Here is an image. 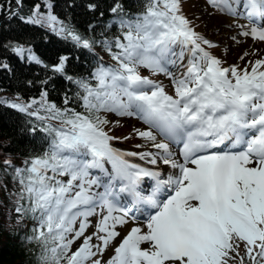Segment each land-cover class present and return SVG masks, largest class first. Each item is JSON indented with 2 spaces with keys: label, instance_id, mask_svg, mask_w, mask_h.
<instances>
[{
  "label": "snow or ice",
  "instance_id": "obj_1",
  "mask_svg": "<svg viewBox=\"0 0 264 264\" xmlns=\"http://www.w3.org/2000/svg\"><path fill=\"white\" fill-rule=\"evenodd\" d=\"M15 3L19 6L22 0ZM207 3L231 17L240 35L264 42V0ZM44 6L45 13L36 4L30 16L13 12L9 19L47 25L89 52L99 44L115 64L105 65L98 59L86 77L76 79L65 75L68 57L61 56L53 67V72L79 90L76 96L83 112L47 103L46 92L41 93V101L4 105L29 117L61 122L60 126L29 125L33 138L37 132L43 134L42 150L15 169L14 178L20 184L15 211L21 218L30 213L36 222L27 239L40 246L41 264H229L237 257L244 264L245 257L238 251L241 244L250 264H262L264 57L243 68L223 66L220 58L202 46L211 42L192 29L182 14L181 0H139L137 11H126L123 0H113L108 11L119 30L114 39L84 38L58 20L47 0ZM86 8L94 16L97 12L104 16L98 0H89ZM241 16L248 25L238 23ZM101 35L106 37V33ZM11 51L22 60L27 52L29 63H42L22 45H13ZM8 67L0 64V68ZM140 67L168 77L174 95L141 76ZM173 69L183 71L177 74ZM64 103H69L67 97ZM36 104L49 117L31 111ZM101 112L135 116L148 125V130H136V135L150 143L152 150L115 148L111 144L114 137L103 129L108 121L98 115ZM157 134L162 137L160 142ZM229 143V150H221ZM174 147L183 162L176 158ZM127 157H138L150 165L162 162L179 174L161 179L160 171ZM145 179L154 182L147 195L141 188ZM166 188L171 193L160 199ZM23 200L27 206L20 203ZM97 214L95 231L86 234L89 218ZM140 216L146 217L147 231L133 226L113 247L120 236L118 226H127ZM77 220L78 228L74 227ZM145 242L148 248L141 247Z\"/></svg>",
  "mask_w": 264,
  "mask_h": 264
},
{
  "label": "trees",
  "instance_id": "obj_2",
  "mask_svg": "<svg viewBox=\"0 0 264 264\" xmlns=\"http://www.w3.org/2000/svg\"><path fill=\"white\" fill-rule=\"evenodd\" d=\"M47 2L51 4V11L59 21L85 38L114 39L119 35V30L106 22L109 16L106 15L107 10L102 8L107 4L111 6L113 0H98L100 11L104 12L103 17H100L99 12L94 16L87 10L89 0ZM138 2L139 0H128L126 3L123 0L125 10L137 11ZM36 4H40L43 11L48 10L44 6L45 0H22L19 6L14 0H0V64L7 63L9 66L7 69L0 68V92L20 97L22 101L19 103H30L33 99L41 101V93L46 92L47 103L55 104L57 108L68 107L83 112L81 102L76 96L79 90L52 69L63 55L68 57L65 65L66 76L73 79L86 77L93 68L87 50L78 48L70 39L58 37L45 25L24 23L18 17L9 19L10 15L6 16L17 6L12 12L27 17ZM102 33H106V37ZM16 44L29 47L42 63L37 65L35 62L29 63L26 58H18L11 51V47ZM65 97L69 100L67 105L64 103ZM7 103V98H0V264H41L40 246L27 239L33 235L35 227V224L29 222L33 220L31 214L21 218L15 211L20 190L19 180L14 178L15 169L23 167L25 160L42 150L43 134L37 132L33 138L28 131L29 125L52 123L60 126L61 122L51 118L41 120L29 117L4 106ZM30 110L38 111L40 117H49V113L39 104ZM5 160L10 161V164L5 165ZM20 203L27 206V200Z\"/></svg>",
  "mask_w": 264,
  "mask_h": 264
},
{
  "label": "rangeland",
  "instance_id": "obj_3",
  "mask_svg": "<svg viewBox=\"0 0 264 264\" xmlns=\"http://www.w3.org/2000/svg\"><path fill=\"white\" fill-rule=\"evenodd\" d=\"M186 4H185V8L188 12L189 15H191L194 19H195V24L199 26V28H203L201 29L203 31L204 34H206L207 36L210 37L211 40L217 42L219 45H221L222 47L220 48V51H223V59L225 61H227L226 59L228 58V53H227V49L225 47V45L223 43H221L220 38H216L214 37V32H217L218 29L215 30H210L207 31L206 27H207V20L211 17V16H217V15H221L219 14L220 12H218L216 9H214L213 11H211V6H209V4L207 3V0H183ZM222 16V15H221ZM255 55L252 54V56ZM138 71V70H137ZM141 73L142 76H144L145 72H139ZM159 80L161 79V81L166 82V77L165 76H161L160 74L157 77ZM169 80V79H168ZM103 115V114H102ZM104 118L107 119V121L109 122H114V121H118L120 122L119 125H108V129L117 133L118 135H121V138H125L126 136L130 135V141L134 140V143H132L131 147H132V152H135L137 150H140L141 147L137 148L136 145H141L142 147H146L149 144H146V142L139 138L135 139L134 137L136 136L135 134L132 135V132L136 133L135 130H148V125H146V128L139 126L137 124V121L135 119V116H118L115 113H105ZM148 150H152V149H148ZM137 161H140V159L138 157H134ZM192 203H196L195 201ZM99 209H97V213H99ZM100 219L99 214L94 215L92 217L89 218L90 221V227L88 229H86V234H91L95 231V227L94 225L96 224V222ZM79 226V220H77L76 225H74V227L78 228ZM145 225H141L140 228L143 230ZM120 232V236L113 242V247L118 244L124 237V235L127 234V229L126 227H120L118 226L117 229ZM98 241L95 240V238L93 239V243H97ZM78 246V245H76ZM75 247V246H74ZM149 245H146V248H148ZM239 253H242V256L245 255L244 252V248L243 245L241 244L240 248L238 249ZM243 251V252H242ZM112 252V247H110L108 249V254L110 255ZM238 258V257H237ZM105 259H107V256L105 257ZM239 259V258H238ZM232 260L229 261V264L231 263ZM264 262H262L263 264Z\"/></svg>",
  "mask_w": 264,
  "mask_h": 264
},
{
  "label": "bare ground",
  "instance_id": "obj_4",
  "mask_svg": "<svg viewBox=\"0 0 264 264\" xmlns=\"http://www.w3.org/2000/svg\"><path fill=\"white\" fill-rule=\"evenodd\" d=\"M238 23L241 25L249 24L247 22ZM211 29H218L217 32H214V37L220 38L225 42L230 59L234 60L235 62L241 61V56L245 57L244 60L248 59L251 52H253L254 50H258L260 52L259 57H264V42L254 40L251 37L240 35L241 29L239 27L233 26L232 19L230 17L226 15L211 16L207 20L206 30L210 31ZM234 37L235 39H233ZM221 148L225 149L223 145L221 146ZM125 227L127 228L128 225Z\"/></svg>",
  "mask_w": 264,
  "mask_h": 264
}]
</instances>
